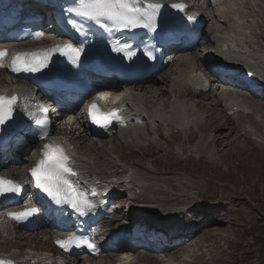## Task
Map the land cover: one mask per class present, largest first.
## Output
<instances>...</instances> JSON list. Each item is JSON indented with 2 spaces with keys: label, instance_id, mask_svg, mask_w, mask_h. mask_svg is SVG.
<instances>
[{
  "label": "rangeland",
  "instance_id": "1",
  "mask_svg": "<svg viewBox=\"0 0 264 264\" xmlns=\"http://www.w3.org/2000/svg\"><path fill=\"white\" fill-rule=\"evenodd\" d=\"M245 9L247 18L242 38L245 44L238 43L240 53L232 51V54H241L237 55L240 59L250 60L264 76V0H257L256 4L247 1ZM206 11L208 16L202 23L201 39L196 47L173 49L172 58L164 62L161 70L142 82H118V86L128 85L130 94L142 97L145 117L137 126L124 131L119 126L112 135L97 140L79 139V130L72 134L70 129L71 124L73 128L78 127L75 119L86 99L69 118L52 119L53 132L60 130L73 146L75 163H79L76 159L79 152L102 174L114 172L117 179H124L127 171L126 174H133L144 187L143 192L133 197L124 192L113 197L109 207L113 217L96 224L94 238L98 245L105 244L115 229H119L117 235L122 241L127 240L122 235L127 234L125 229H144L154 236L157 227L151 229L144 218L135 219L147 207L162 215L160 232L167 234V227L181 224L187 226L185 232L178 229L166 236V241L157 238L158 243L152 245L137 236L128 249L106 248L99 256L75 255L72 262L71 257L63 255L52 244L53 226H49L47 219L38 220L26 230L8 221L7 230L0 232V250H6L7 254L14 251L21 256V253L37 252L40 255L49 249L50 257L59 260L57 264H264V215L262 219L257 216L258 208L264 213V116L256 119L254 111H239L231 119L224 103L226 95L219 94L240 91L249 100L264 105L263 89L248 95L229 85L220 88L216 83L210 91L199 93L196 81L178 83L186 61L191 60L200 76L206 75L200 60L202 51L217 46L216 33L230 27L229 22H215L216 6L208 5ZM211 28L213 32L209 33ZM43 36L50 39L57 35L48 32ZM182 42L185 44V36ZM31 45L20 44L16 48ZM16 86L25 88L21 82ZM158 86L165 93H160ZM111 100L110 94H105L103 102ZM133 107L130 104L128 109ZM178 108L184 109L188 116L185 127L179 126L181 119L175 114ZM20 148L25 159L33 160L32 145L23 144ZM10 167L4 166L0 173H6ZM169 210L173 211V218L165 215ZM139 246L142 251L137 249ZM126 251L133 253L131 259L120 260L119 254ZM183 254L188 256L183 258Z\"/></svg>",
  "mask_w": 264,
  "mask_h": 264
},
{
  "label": "bare ground",
  "instance_id": "2",
  "mask_svg": "<svg viewBox=\"0 0 264 264\" xmlns=\"http://www.w3.org/2000/svg\"><path fill=\"white\" fill-rule=\"evenodd\" d=\"M168 1H170L169 3L171 5H175L176 3L177 4L183 3L184 8H185L184 11L187 13H192V12L196 13V19L198 21H202V22H204V20L207 19L208 13L206 11V8L208 7V5L213 4L214 6H216V11H215L216 16H214V18L216 20L215 22L219 23V24H224L225 22H229L230 27L228 29L222 31L221 33H219V31H218V33H216L217 37L215 34H214L215 36L213 35V39H214V37H216L215 45H217V46H215L216 49H213V50H215L214 54L216 56H221L222 58L228 60L232 65H236V64H238V62H240V63L245 64L250 69L256 71L255 65L250 60H248L247 58L239 60V56H237V55H241V54L235 55V54H232L233 53L232 51H234L235 53H240L239 52L240 50L237 49V47H239L238 43L245 44V41L242 40V38L245 35V26L244 25L246 23V18H247L245 4L247 1H250L252 4H256L257 0H168ZM219 24H216V26L219 27L220 26ZM216 26H215V31L218 30V29H216ZM186 34L189 35L188 38H186L187 48H189L188 45H191V48L196 47L200 42V38L198 39V41H196L194 44H192L193 39H192V34L190 32L183 29L178 24H173L171 22L167 23L166 35L168 37L169 36L174 37V35L176 37L178 35L179 36L180 35L186 36ZM172 37H170L167 40V41H175V44L171 47L172 49L173 48L177 49V48L183 47L182 43L180 45L177 44L178 40H174L175 37L174 38H172ZM33 39H36L38 41H44L45 43L50 42V44L48 46H46V47H50L53 45V43H54L53 41L55 39L58 40L60 38L55 37V38H51V39H45V38H42L41 35L38 36L36 34L33 37ZM6 46H7V49H6L7 55L3 58V60H0V64L3 65L2 67H0V77L3 76V81L0 82V96L11 97L14 94L7 95V93H10V92L14 93V90L16 91L17 89L19 90L20 88L16 86V82L14 81V79L9 76V70H8L9 65H8L7 56H12L13 53H15L19 50H17L10 43H7ZM185 46H186V44H185ZM42 48L43 47L37 46V47H33L32 49L33 50H40ZM213 50H212V52H213ZM168 55H169V53H168ZM7 77L9 78V80ZM180 77H181V79H180V81H178V83H182V82L187 83L189 81H196L197 82L196 84L198 86V87H196V89L198 90L199 93H203V92H206L208 90L210 91L214 87L212 85L211 80L206 79L205 77L200 76L198 73H196V69L192 65L191 60H190V62L186 61V67L180 71ZM256 77L259 78V79H257V81L259 82V80H261L260 77L259 76H256ZM249 82H253V81H249ZM259 85L262 86V85H264V83L260 82ZM104 86H106L110 90L109 94H110L111 98L113 99L112 103L114 102L115 106L121 109L119 111V114H118V119L111 121L110 123H108L106 125V127L99 130L91 122L92 118L89 116V108H87V106L82 107L81 110L79 111V115H78L79 117H77L75 119V122L78 124L77 125L78 127L73 128L74 126H72V124H71V129H70V127L68 128V129H70V131H72V134H74L75 130H79V133H78L79 139H86V138H89V139L94 138L95 139L96 138V140H97V139L102 138L104 135H112L113 134L112 131H114L119 126L121 127L122 131H124L125 129H128L130 126H132V127L137 126L139 120L143 117L144 109L141 106L142 105V97H139L135 94L134 95L130 94V92H129L130 89H129L128 85L123 84L122 86H118V84H116V83L105 81ZM127 88L129 89L128 91H127ZM156 89L158 91H160V93H165V91H166V90H163V88H161L160 86L156 87ZM105 94H108V93L104 92L103 95H105ZM219 94L228 96L227 100L224 103L227 106V112L229 113V116L231 119H235L236 116L238 115L239 111H246V112H250V113H252L254 111V113H255L254 117L256 119H262V117L264 116V105H259V103L256 102L255 100L250 99L251 100L250 101L249 98L244 97V95H246V94H240V93H237L234 91H230L228 93H226L225 91H221ZM248 95H253V93L248 94ZM98 100H100V99H98ZM221 100L222 99H220V101ZM130 104L133 105L134 107L131 109H128L126 106H128ZM67 109H70V110H67ZM66 111H69V112L66 113ZM74 112L75 111H73V112L71 111V108H66L63 110V112H58L57 114L49 113V115L51 118H53V116L55 115L56 119L58 120V119H61L64 117L69 118L70 116L74 115ZM175 114H176L177 118L181 119V120L178 119V120H180L179 126L185 127L188 125L189 119H188V116L186 117V111L184 109L178 108V110L175 112ZM67 122H68V120H67ZM66 128H67V126H66ZM156 130H157V127H156ZM63 136H65V135H63ZM63 136L60 133V130H57V132L54 133V135H53V137L58 142H60L62 144V146L67 148L68 152L70 153V156L72 157V155H74L76 152L74 150H72V148H71L72 145H70V143L67 142L66 138ZM28 142L29 143H35L33 160H30L28 158L25 159L24 158L25 156L24 157L22 156V154H21L22 149L19 147V145L15 146L12 149H8L5 152V158L0 163V168L7 166V165L11 166L10 169L7 170L5 176L16 178V179L19 177H22L24 179V178H26L29 170H31V168L35 165L36 160H39L41 158V151L40 150L43 148V142H38L34 137L32 139H28ZM92 157H93V155H92ZM76 159H77V161H79V163H77V165H74V166H75L76 170H78L79 173H86L89 176H102V177H107V178H109L110 176L116 177V175H117V173H114V172H108L107 175H105L104 172L102 174L98 169L94 168L93 166H90L89 161L87 159L81 157L79 152L77 154ZM130 178H131V180H130L131 183L135 182L137 184V186L139 187V189L143 192L144 187L139 182V179H137L135 176H133V174H131ZM130 192H132V191H130ZM30 198H31V196L29 194H27V196H25L23 198V201L21 203H19L17 206L12 207L13 205H10V206L6 207L7 209H3V210L1 209L2 211H0V232L7 230L6 229L7 228L6 223L8 221H9V223L13 222L12 221L13 219L8 217V213H6V211H8L10 209H14V208H21L25 203L30 201ZM133 203H134V200H133ZM143 209L142 210L144 211V213L138 212L135 215V219L137 221L139 219L144 218L145 220H147V219L157 220L155 222L159 223V224H161L163 222L161 220L162 215H155L156 217L153 219L152 213L149 212V211H151V207H147V208H143ZM165 215H167V216L169 215L170 216L169 218H173V216H174L172 210L166 211ZM102 217L103 218H112L113 217L112 209L107 208L105 210V214ZM8 226H9V224H8ZM186 227L187 226H185L183 224L178 225L177 227H173V228L167 227V236H169L170 234H172L174 232L176 233V231L178 229L185 232ZM118 230L119 229H115V231L113 233H110L108 240L105 244L98 246V248L96 249V253L98 256L101 255L102 252L104 251V249H106V248L108 250L109 249L116 250L119 248H122V249L127 248L128 249L131 247V245L133 244L132 241H134L135 236L130 238V239L121 241V239H119V236L117 235ZM139 230L140 229H138V228H133L134 233L135 232L138 233ZM68 231L69 230H67V229L56 228L53 225V230L50 233V239H51L52 244L57 247L58 245L56 244V241L62 240L61 235L64 234L65 232H68ZM124 231H127L128 233H132L131 231H128L126 229ZM92 233H93V231L90 232V234H92ZM2 238H4V237H2ZM0 239H1V237H0ZM150 244L152 245L153 243H150ZM150 244L147 243V245H150ZM141 247L142 246H139L138 248H141ZM52 248H54V247L52 246ZM60 249L62 250V248H60ZM31 250H32V248L30 249V251ZM139 250L142 251L141 249H139ZM126 253L130 254L129 257H132V255H133V253H129V251H126V252L119 254L120 258L127 259L128 256ZM181 256L183 258H186V256H188V255L183 254ZM16 258H17V260H16ZM0 259L6 260V261H11V263H13V264H57L59 261L58 259L52 258V256L50 257L49 249H44V251H41L40 255H39V252H37L36 254H33V255L29 254V253H21V256H19V254L18 255L15 254L14 251H11V253L7 254L6 250L5 251L0 250ZM74 259H76V257H71L72 262H74Z\"/></svg>",
  "mask_w": 264,
  "mask_h": 264
},
{
  "label": "snow or ice",
  "instance_id": "3",
  "mask_svg": "<svg viewBox=\"0 0 264 264\" xmlns=\"http://www.w3.org/2000/svg\"><path fill=\"white\" fill-rule=\"evenodd\" d=\"M160 5L141 4L140 0H78L76 7L71 11L75 14L100 24L102 27L108 22L118 29H134L137 27L152 28L154 16ZM173 7L183 10L184 5L177 4ZM42 35V34H37ZM49 51H59L61 54L74 53L79 56L80 49L74 48L71 44L57 45L54 49L45 50L40 53H16L11 59V67L16 72L33 73L46 67ZM7 55L6 49H0V60ZM3 65L0 64V67ZM17 101L15 95L11 97L0 96V124H4L11 118L12 106ZM97 105L89 106V116L93 123L104 126L112 118H117L116 112L108 114L94 112ZM41 151V158L31 168V176L35 187L46 193L56 204L67 203L73 209L83 214L85 209L94 207L88 199L86 193L69 179L75 173L68 166V157L63 149L51 143L45 144ZM20 186L13 180L0 176V196L8 193H19ZM37 208H29L19 213H8L14 220H22L35 214ZM56 244L64 251H69L72 247L80 248L86 246L89 250L94 248V244L83 236H69L64 240H57ZM0 264H11L10 261L0 260Z\"/></svg>",
  "mask_w": 264,
  "mask_h": 264
},
{
  "label": "trees",
  "instance_id": "4",
  "mask_svg": "<svg viewBox=\"0 0 264 264\" xmlns=\"http://www.w3.org/2000/svg\"><path fill=\"white\" fill-rule=\"evenodd\" d=\"M257 211H258L257 214L259 213V214L257 215L258 218H259V219H262V218H263V215H264L263 211H262L260 208H258Z\"/></svg>",
  "mask_w": 264,
  "mask_h": 264
}]
</instances>
